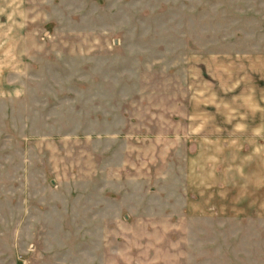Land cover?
<instances>
[{
    "label": "rangeland",
    "instance_id": "rangeland-1",
    "mask_svg": "<svg viewBox=\"0 0 264 264\" xmlns=\"http://www.w3.org/2000/svg\"><path fill=\"white\" fill-rule=\"evenodd\" d=\"M257 69L264 0H0V264H264Z\"/></svg>",
    "mask_w": 264,
    "mask_h": 264
},
{
    "label": "crops",
    "instance_id": "crops-1",
    "mask_svg": "<svg viewBox=\"0 0 264 264\" xmlns=\"http://www.w3.org/2000/svg\"><path fill=\"white\" fill-rule=\"evenodd\" d=\"M263 69V68H262ZM257 75L250 76V79L254 84L252 85L253 91H249L250 94L246 97L244 102L241 101V98L238 96H233L227 100V102L234 103H243L244 108L239 110H234L235 105L224 106L226 107L223 110H220L217 114L219 115V121L221 118L222 122L217 124V126L221 127H231L236 128L238 131L241 130L240 134H235L237 136L244 137L245 139L254 140L255 134L258 131L260 133L261 130H264V73L262 70L257 69ZM250 82V81H249ZM242 87V86H241ZM243 88V87H242ZM244 89V88H243ZM238 95H241L240 93ZM230 96V95H229ZM225 97V96H223ZM226 98V97H225ZM222 98V101L226 100ZM221 116V117H220ZM185 122L184 126L187 124H194L195 116L193 118H188L187 114L183 115ZM228 118L232 119L231 122H224ZM194 119V120H193ZM237 119V120H236ZM236 120V121H235ZM209 125V123H208ZM255 128H260V130H255ZM261 135V134H259ZM264 136V134H262Z\"/></svg>",
    "mask_w": 264,
    "mask_h": 264
}]
</instances>
